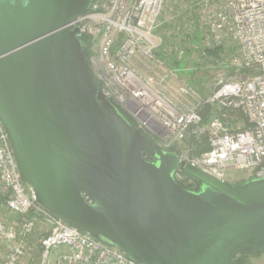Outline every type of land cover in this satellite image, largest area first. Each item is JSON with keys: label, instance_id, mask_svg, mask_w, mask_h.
Returning a JSON list of instances; mask_svg holds the SVG:
<instances>
[{"label": "water", "instance_id": "water-1", "mask_svg": "<svg viewBox=\"0 0 264 264\" xmlns=\"http://www.w3.org/2000/svg\"><path fill=\"white\" fill-rule=\"evenodd\" d=\"M95 1L0 0V121L23 181L59 218L139 264L264 254V178L224 182L180 163L99 89L73 26ZM179 168L201 188L178 182Z\"/></svg>", "mask_w": 264, "mask_h": 264}, {"label": "built area", "instance_id": "built-area-1", "mask_svg": "<svg viewBox=\"0 0 264 264\" xmlns=\"http://www.w3.org/2000/svg\"><path fill=\"white\" fill-rule=\"evenodd\" d=\"M73 26L99 89L134 128L220 181L264 178V0H96ZM204 73L207 94L190 82ZM192 136L208 149L195 153ZM175 178L195 183L180 168ZM0 251L2 264L37 252L39 264H139L39 202L1 121Z\"/></svg>", "mask_w": 264, "mask_h": 264}, {"label": "rangeland", "instance_id": "rangeland-1", "mask_svg": "<svg viewBox=\"0 0 264 264\" xmlns=\"http://www.w3.org/2000/svg\"><path fill=\"white\" fill-rule=\"evenodd\" d=\"M186 78H188V75L186 74ZM209 74L207 73H204V74H200L196 77L195 79V82L194 84L202 91H204V88L202 86V82H206V84H208V87L209 89H206L204 92L207 94L209 93L212 89H210V83H209ZM245 172L243 171H236L234 174H233V177H232V181L233 183H238L242 180H245ZM0 254H2V252L0 251ZM34 261H24L23 264H39L38 262V257H39V253H35L34 254ZM245 263L246 264H264V254H254V255H248L246 258H245ZM0 264H2V260L0 261Z\"/></svg>", "mask_w": 264, "mask_h": 264}, {"label": "trees", "instance_id": "trees-1", "mask_svg": "<svg viewBox=\"0 0 264 264\" xmlns=\"http://www.w3.org/2000/svg\"><path fill=\"white\" fill-rule=\"evenodd\" d=\"M81 40L82 42L88 47V51H89V54H88V58L90 57V54H91V50H90V46H89V42H88V38L85 36V35H82L81 36ZM175 65L176 66H181V62H175ZM190 82L191 83H194L195 82V78H193V76L190 77ZM210 106L206 107L205 109V115L207 114V112L210 110ZM132 125L134 126V124L132 123ZM188 142L190 144H193L195 149H194V152L195 153H200L202 150H206L208 149V144L206 142V139H202V140H198L196 138V136H192L191 138H189ZM146 157L148 160H152V156L148 153H145ZM245 180H242L238 183H241V182H244ZM181 184L186 187V188H189V189H192V190H199L201 188V183L199 181H196L195 180V183L192 184V185H186L184 184L183 182H181ZM248 255H240L236 258V261L239 262L240 264H246L245 263V258L247 257Z\"/></svg>", "mask_w": 264, "mask_h": 264}, {"label": "crops", "instance_id": "crops-1", "mask_svg": "<svg viewBox=\"0 0 264 264\" xmlns=\"http://www.w3.org/2000/svg\"><path fill=\"white\" fill-rule=\"evenodd\" d=\"M2 260V254H0V261Z\"/></svg>", "mask_w": 264, "mask_h": 264}, {"label": "flooded vegetation", "instance_id": "flooded-vegetation-1", "mask_svg": "<svg viewBox=\"0 0 264 264\" xmlns=\"http://www.w3.org/2000/svg\"><path fill=\"white\" fill-rule=\"evenodd\" d=\"M127 118V117H126ZM128 119V118H127ZM129 120V119H128ZM130 121V120H129ZM131 122V121H130ZM132 123V122H131ZM152 156V158H153V155H151Z\"/></svg>", "mask_w": 264, "mask_h": 264}, {"label": "bare ground", "instance_id": "bare-ground-1", "mask_svg": "<svg viewBox=\"0 0 264 264\" xmlns=\"http://www.w3.org/2000/svg\"><path fill=\"white\" fill-rule=\"evenodd\" d=\"M246 181V180H245Z\"/></svg>", "mask_w": 264, "mask_h": 264}]
</instances>
